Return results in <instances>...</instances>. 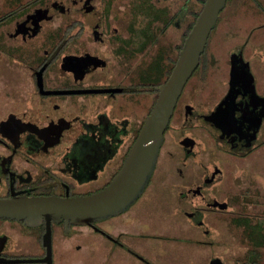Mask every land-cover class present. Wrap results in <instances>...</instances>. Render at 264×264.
Masks as SVG:
<instances>
[{
  "label": "flooded vegetation",
  "instance_id": "af4514ba",
  "mask_svg": "<svg viewBox=\"0 0 264 264\" xmlns=\"http://www.w3.org/2000/svg\"><path fill=\"white\" fill-rule=\"evenodd\" d=\"M120 1L48 0L38 2L22 19L11 13L10 27L2 25L8 15L0 18V38L11 51L0 60L12 61L27 78L22 87L0 92V200L90 196L106 188L122 168L180 52L172 45L171 54L162 53L164 77L147 83L146 32L142 25L135 28L138 22L132 32L131 17L124 14ZM192 3L184 0L171 13L162 1L156 2L168 12L164 35L169 29L182 35L187 31L196 7ZM72 8L77 15H71ZM116 12L123 16L116 19ZM58 18L62 25L50 31ZM21 47L25 49L15 57ZM239 49L228 55L229 79L213 105H203L197 89L183 112L176 114L186 84L165 131L155 172L128 211L89 226L51 222V264L86 259L92 263L98 250L110 264H190L195 243L215 246L202 235L209 232L212 216L224 214L223 205H229L220 199L224 156L248 153L257 136H264V118L255 137L249 124L241 123L248 111L236 116V124L244 126L238 135L227 136L208 120L218 108L227 107L232 57L237 56L240 68L247 64L245 48ZM206 52L207 47L192 76L202 85L209 78ZM249 65L252 76L253 63ZM242 89L240 84L235 93ZM148 96L149 109L143 104ZM247 104L259 117L249 98ZM46 232L45 219L32 226L0 217V264H48ZM220 232L222 236L219 228ZM178 243L190 250L179 251ZM204 258L206 264H224L217 257Z\"/></svg>",
  "mask_w": 264,
  "mask_h": 264
},
{
  "label": "rangeland",
  "instance_id": "374dc122",
  "mask_svg": "<svg viewBox=\"0 0 264 264\" xmlns=\"http://www.w3.org/2000/svg\"><path fill=\"white\" fill-rule=\"evenodd\" d=\"M2 1L0 0V6ZM22 1L23 4L29 5L36 0ZM123 1H130V4L124 7ZM157 1H162L164 6L170 8L169 11L171 13L184 4V0L120 1L124 14L131 17L132 32H135V28L140 25L144 26V31L146 32V43L143 44V49L146 47L148 51L144 66L145 70H147V83H152L155 79V82L157 80L162 81L165 70L162 69L163 60L161 54H165L166 51H170L169 54H171L172 45H180L183 38L181 31L177 32L169 29L165 35L164 32H161L163 25L168 23V12L167 8L161 10L157 7ZM191 1H193L192 5L194 6L197 0ZM258 1L264 8V0ZM34 6L35 4H30L29 9L22 10L19 16H25V13L32 11ZM71 10L72 16L77 15L76 8ZM6 11H12V9L6 8ZM191 11H196V8H192ZM3 12L4 8L0 7V15ZM122 16V13L116 12V19ZM157 21L158 24L156 25L155 22ZM136 22H138V25L134 28ZM11 23L12 20L8 22L2 21V25L8 24L9 27ZM60 25H62V20L58 18L54 21L50 31H55ZM3 42L4 39H1V57L6 52H11L10 49L5 47ZM155 44L157 45L155 46ZM240 47L245 48L246 63H253V84L257 88V93L264 97V13L254 6L251 0H231L222 12L220 21L212 32L207 46L206 57H208L209 71L206 73H208L209 78L206 79V85H202V82L197 77H191L187 83L186 92L180 100L176 114L179 115L180 112H183L194 90L200 89L197 99H201L202 104L205 106L213 105L224 94L223 85L229 79L228 55L235 50H240ZM22 49H25V47L19 48L14 56L16 57L17 53L21 54ZM24 79H27L26 74L22 73L21 69L17 68V65L12 63V61L5 58L0 60V92H8L11 86L14 85L22 87L21 82ZM143 104L149 109L151 106L150 97L146 98ZM260 139L261 134L257 136L253 142L254 144L252 143V147L256 146L257 144L255 143H258ZM261 140L263 141L262 146H256L248 153L240 154L237 157L224 156L223 169L225 174L222 180L220 199L228 202L229 205H223L224 214L213 215L208 221L209 232L211 233L208 232L207 235H202L204 239L212 240L215 246H199L195 243L190 253L193 256L189 260L190 264H206L208 260V258H204L206 255L217 257L224 264H239L246 261L247 253L252 246L251 240H255L257 245H264V136ZM219 228L222 231V236L221 232L218 233ZM169 245L171 246V244ZM178 245L179 251H181V248L185 251L189 249L184 244L178 243ZM118 256L121 257L122 254H118ZM92 258L93 260L97 259V264L109 263V261L103 263L105 259L99 250L93 254ZM92 263L91 259H86L83 262L74 264ZM93 264H96L95 261ZM184 264L187 263L184 262Z\"/></svg>",
  "mask_w": 264,
  "mask_h": 264
},
{
  "label": "water",
  "instance_id": "95a60500",
  "mask_svg": "<svg viewBox=\"0 0 264 264\" xmlns=\"http://www.w3.org/2000/svg\"><path fill=\"white\" fill-rule=\"evenodd\" d=\"M228 0H206L203 10L186 38L176 65L166 83L159 87V97L147 116L137 140L133 144L122 168L114 180L103 190L85 197L76 198H32L0 200V217L25 220L28 225H38L44 219L47 232L44 236L48 247L45 261L51 264V222L73 223L77 226H89L95 222H104L119 216L130 209L145 192L158 163L163 146L165 131L173 116L183 90L198 69L201 57L206 50L209 38L217 27L220 14L225 10ZM237 56L232 57L233 69L230 78V93L225 99L226 109L218 108L217 113L208 118L214 122L224 134L230 136L244 129L242 124L248 123L253 137L259 131L264 118V98L257 95L248 64L242 68L237 64ZM239 68V71H237ZM242 84L243 89L235 93ZM247 98L255 104L256 112L250 111ZM256 99V101L254 100ZM239 103L243 104L238 107ZM243 116L242 124L237 125L238 113ZM237 112V113H236ZM238 135V134H237ZM245 136V135H243ZM242 138V135L240 136ZM22 262V261H19ZM31 262V261H26Z\"/></svg>",
  "mask_w": 264,
  "mask_h": 264
},
{
  "label": "trees",
  "instance_id": "16d2710c",
  "mask_svg": "<svg viewBox=\"0 0 264 264\" xmlns=\"http://www.w3.org/2000/svg\"><path fill=\"white\" fill-rule=\"evenodd\" d=\"M41 1H43V0H36V1L32 2V3L34 5V4H37L38 2H41ZM230 1L231 0H228L227 5H228V3H230ZM251 1H252L254 6H256L259 10H262V12L264 13V8L262 7L261 3L258 0H251ZM205 2H206V0H197L196 1V7L194 6V8H196V11H193V13H192L193 14V19L190 22V24H189V26L187 28V31L183 34L182 43L180 45H178V51L179 52H181L183 44H184L186 38L188 37L189 33L191 32L193 26L195 25L196 20H197L198 16L200 15L201 11L203 10ZM32 3H30V4H32ZM30 4L26 5L25 9L29 8ZM21 10H24V9H21ZM221 14H220V16H221ZM219 21H220V18H219ZM219 21H218V23H219ZM210 39H211V36H210ZM210 39H209V42H210ZM209 42H208V44H209ZM233 57H235V56H233ZM177 60H178V57L176 58V60L172 64L171 69L169 70V72L167 74L168 77L171 75L172 70H173L174 66L176 65ZM235 68H236V65H235ZM239 68H238L237 71H239ZM249 68H250V65H249ZM232 69H233V64H232ZM167 76L163 80L162 83L167 81V79H168ZM157 93H158V91H157ZM262 137L263 136H261V139H262ZM261 139L258 141V143L256 145L257 147L258 146H262L263 141ZM231 222H233V221H231ZM251 241H252V246H251V249L249 250V252L247 253L246 261L240 262L239 264H264V245H259V244L257 245L255 240H251Z\"/></svg>",
  "mask_w": 264,
  "mask_h": 264
},
{
  "label": "crops",
  "instance_id": "0c3cea01",
  "mask_svg": "<svg viewBox=\"0 0 264 264\" xmlns=\"http://www.w3.org/2000/svg\"><path fill=\"white\" fill-rule=\"evenodd\" d=\"M45 1H48V0H43V1H41V3L45 2ZM22 2H23L22 0H3L1 3L2 5L0 7L4 8V12L0 15V18L5 17L7 15L9 16L11 13L14 12V15H12V16H14V19H15V16L20 17V19H22L23 16H19V13L22 11L21 9H25V5H26V4H23ZM6 8L9 10L12 9V11H6ZM12 18L13 17L9 16V18L7 20H4V21L8 22ZM104 259H105V261L103 263H105V262L107 263V259L106 258H104Z\"/></svg>",
  "mask_w": 264,
  "mask_h": 264
}]
</instances>
